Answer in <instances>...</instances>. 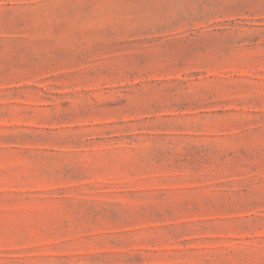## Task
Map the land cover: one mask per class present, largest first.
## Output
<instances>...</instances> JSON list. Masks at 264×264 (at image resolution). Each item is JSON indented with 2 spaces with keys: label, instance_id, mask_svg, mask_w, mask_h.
<instances>
[{
  "label": "rangeland",
  "instance_id": "374dc122",
  "mask_svg": "<svg viewBox=\"0 0 264 264\" xmlns=\"http://www.w3.org/2000/svg\"><path fill=\"white\" fill-rule=\"evenodd\" d=\"M0 264H264V0H0Z\"/></svg>",
  "mask_w": 264,
  "mask_h": 264
}]
</instances>
